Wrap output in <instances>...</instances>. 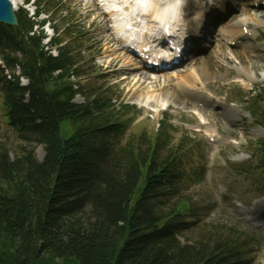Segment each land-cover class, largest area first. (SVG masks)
<instances>
[{
    "label": "trees",
    "instance_id": "16d2710c",
    "mask_svg": "<svg viewBox=\"0 0 264 264\" xmlns=\"http://www.w3.org/2000/svg\"><path fill=\"white\" fill-rule=\"evenodd\" d=\"M35 2V18L22 9L16 27L0 24V109L22 142L44 149L42 160L33 149L14 159L0 150V264H253L239 228L181 240L201 228L183 196L204 171L191 139L175 144L164 122L130 136L129 105L77 103L81 73L63 45L76 33L71 25L60 33L54 6ZM41 13L48 17L38 20ZM48 22L56 35L46 45ZM256 145L253 169L264 172V136Z\"/></svg>",
    "mask_w": 264,
    "mask_h": 264
},
{
    "label": "rangeland",
    "instance_id": "374dc122",
    "mask_svg": "<svg viewBox=\"0 0 264 264\" xmlns=\"http://www.w3.org/2000/svg\"><path fill=\"white\" fill-rule=\"evenodd\" d=\"M230 1L235 8L230 21L239 24L246 21V30L252 34L247 41H239L236 45L228 43V48L225 47L227 52H222L217 46V41L222 42L218 32L221 26L203 22L198 34L196 32L200 38L194 40L204 48L202 57L196 59L194 55L187 54L185 62L175 69L154 73L147 71L135 56L121 48L110 17L102 14L104 12L97 0H42L47 6H54L60 33L69 25L76 33L71 36L72 40L65 38L63 45L71 44L73 47L81 73L80 77L73 79L83 90L82 95L76 97L77 103L102 102L112 98L117 108L129 105L132 107L130 115L135 116L128 133L130 136L143 130L154 134L164 122L171 127L175 144L182 138L191 139V150L196 154L194 166L202 161L204 171L201 170L203 175L199 181L183 191V196L194 203L201 228L186 232L181 240L191 243L200 237L216 238L221 229L236 227L250 239L253 264H264V172L253 169L260 154L256 142L264 136V93L257 91L264 89V9H253L252 0ZM201 2L206 5L212 0ZM210 6L216 8L218 4L214 2ZM20 8L24 6L15 9V12ZM28 8L33 10L34 6ZM92 10L97 11L92 15ZM222 15L221 9L217 19ZM249 15L259 22L249 20ZM45 17L46 14L41 15V18ZM45 31L49 38L54 37V31L48 24ZM108 38L115 41L111 43ZM243 48L249 49L244 55ZM224 53L227 54L218 60L220 64L214 63L215 57ZM205 62L209 64L208 68H217L220 74L226 75L225 78L212 77L203 83L205 90L217 102L213 107L189 99L177 86V92L190 103L189 107L165 97V91L180 80V73L193 71ZM241 65L244 66V74L238 77L237 69ZM226 66L231 67L227 74ZM141 94L152 95L150 103L141 105L138 101L143 98ZM158 95L162 99L156 100ZM202 108L204 115L197 110ZM109 112L106 110V113ZM101 116L97 114L95 121L101 122ZM5 148L9 149L12 159L24 148L33 149L39 160L44 157L43 146L22 142L6 124L0 109V150ZM237 168H248L251 172H238ZM255 209L262 218L261 222L246 216Z\"/></svg>",
    "mask_w": 264,
    "mask_h": 264
},
{
    "label": "bare ground",
    "instance_id": "6f19581e",
    "mask_svg": "<svg viewBox=\"0 0 264 264\" xmlns=\"http://www.w3.org/2000/svg\"><path fill=\"white\" fill-rule=\"evenodd\" d=\"M104 1H105V9L106 10L104 9L103 10L104 13H102V14L103 15L108 14V15H110V17H113L115 20L120 19L121 18L120 12H121V10H123L122 0H116V1L115 0H104ZM241 1H243V0H241ZM11 2L13 3L15 9L19 8L20 6H22L24 4V0H11ZM152 2H154V3H152ZM219 2H218L219 7L212 8L209 4H207V7L204 8V7H199V6H204L202 2H198L195 0H187L185 7L183 5L181 6L179 4L178 0H157V1L140 0L141 5H147V9L149 11L148 16L152 15L151 16L152 18H148L149 21L157 19V18L169 19L173 15V17H174L173 19L176 20V24L179 25L180 23H179V19L177 18V16L179 14L183 13L184 11H186V13H187L186 19L180 25H182V27L187 25L188 30H189V35L191 37L190 38L191 45L188 44V50H190V48H198L199 49V50L195 49V52L199 53V55L195 56L196 59L197 58L200 59V57H202L201 51H203V49H204L203 47L202 48L199 47V45H197V42L194 43L195 39L200 38V36H199L200 34L196 35V32L198 34V30L201 28V25L203 24V22L216 23L219 27L221 26L218 32H219V36H220L222 42L220 43V41H217V43H218L217 46L222 49V52H223V50H225V47L228 45V43H235V45H236L239 43V41H241V42L247 41L250 38V35H252L249 32L244 31L243 26L248 25L246 23V21L242 22L240 24L238 22L236 23V22L230 21L231 20L230 17H233V14L235 13L234 12L235 8L233 6H231V1L230 0H219ZM256 2H257V0L251 1V3L253 5L257 4ZM118 3H120V4H118ZM197 7H199V8H197ZM219 8H220V10L221 9L223 10V15H222V17L217 19V14L220 11ZM128 9L129 10L124 9V16H126V17H129V15L131 14V12L133 10V8H131V7H129ZM96 11L97 10H92V11H90V13L93 15L96 13ZM102 14H100L101 17H102ZM235 18L236 17L234 16V19ZM104 19L106 20L107 25L109 26L107 18L104 17ZM248 19L251 21H254V22H259L258 19L252 17V15H249ZM121 22H118L116 24V28L120 32H122L124 38L126 37V39H129L130 36L128 34V31L126 30V25H122ZM182 29L183 28H181V30ZM175 30H177V27L175 28ZM204 33H206V31ZM154 34L159 35V33L156 31H154ZM183 34H184L183 32L182 33L179 32L177 35L182 37ZM108 39L111 40V43L115 41L114 38L113 39L108 38ZM127 41L129 42V40H127ZM121 48L123 50H125V48L122 46V43H121ZM227 48H228V46H227ZM263 49H264V47L262 48V50ZM248 50H249L248 48H243V50H242V51H244V52H242L243 55ZM239 51H241V50H239ZM225 54H227V53L221 54V57L219 55L216 56L215 57L216 61L214 63L220 64L218 60L221 59L222 56H224ZM238 54L240 55V52ZM231 55H233V53ZM262 58L264 59V54H263ZM240 61H243L242 57H240ZM200 63H201V60H200ZM208 67H209V64H207V63L206 64H199L197 66V68L194 69L193 71H190V72L186 71L184 73H180V77H179L180 80L178 82H176V85H174V87H171L170 89L165 91V97H169L170 99L180 101L183 105H185L186 107H189L190 103H187L180 96V94L177 92V89L175 87V86H177L178 90L181 89L184 94L189 96V99L196 101V103H203L204 106L213 107V105L217 102H215V98L212 96V94L205 90L206 88L203 86L204 85L203 83L205 81L211 79L212 77L225 78L226 75L220 74L221 72L219 73L220 70H218L217 68L212 70ZM230 69H231L230 66H226V74L230 72ZM237 71H238L237 72L238 77L243 76L244 66L241 65V67L239 69H237ZM141 96L143 98H140ZM140 97H139L140 99H138V101L140 102L141 105H144V104L150 103L149 100L152 97V95L145 94V96H143L141 94ZM159 99H162L161 95H158V97L156 96V100H159ZM197 110L199 111L198 113H201V115H204V108L197 109ZM263 206H264V204H263ZM257 213H258V210L255 209L253 212H251L250 214H247L246 216L251 217L252 220L254 219L253 221L258 222V221L262 220V218H261V216H258Z\"/></svg>",
    "mask_w": 264,
    "mask_h": 264
},
{
    "label": "water",
    "instance_id": "95a60500",
    "mask_svg": "<svg viewBox=\"0 0 264 264\" xmlns=\"http://www.w3.org/2000/svg\"><path fill=\"white\" fill-rule=\"evenodd\" d=\"M0 24L18 25L14 6L10 0H0Z\"/></svg>",
    "mask_w": 264,
    "mask_h": 264
}]
</instances>
